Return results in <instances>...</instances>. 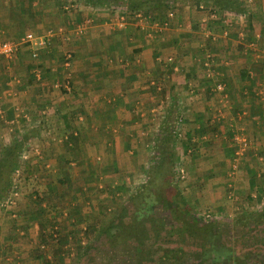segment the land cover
Segmentation results:
<instances>
[{"label":"crops","instance_id":"obj_1","mask_svg":"<svg viewBox=\"0 0 264 264\" xmlns=\"http://www.w3.org/2000/svg\"><path fill=\"white\" fill-rule=\"evenodd\" d=\"M68 1L0 0V43H21L12 59L0 58V138L30 133L43 152L59 153L44 155L35 199H50L57 188L50 175L59 166L78 165L88 175L98 165L106 183L118 179L122 190L173 123L175 147L188 157L192 150L193 174L215 191L219 206L231 198L232 185L254 205L263 201L264 0H169L171 9L160 16L140 11L148 16L142 25L137 12L129 14L128 0L101 7L79 1L67 9ZM122 10L128 11L124 27ZM87 20L92 23L80 33ZM29 34L34 43L26 41ZM41 39L46 46L36 45ZM66 78L70 90L58 88ZM238 134L250 148L232 175ZM91 179L84 181L93 188ZM56 180L62 183V176ZM26 193L7 209L22 204L15 229L0 214V264H44L30 248L50 205L25 204Z\"/></svg>","mask_w":264,"mask_h":264},{"label":"rangeland","instance_id":"obj_2","mask_svg":"<svg viewBox=\"0 0 264 264\" xmlns=\"http://www.w3.org/2000/svg\"><path fill=\"white\" fill-rule=\"evenodd\" d=\"M169 121L171 122V120ZM18 132L20 131L18 130ZM13 136V134L6 135L4 133L0 138V147L9 144L14 139ZM30 144L35 143L31 142ZM36 148L39 149L38 152L35 151L34 147L33 153L30 155L33 164L27 165V170H24L19 177H16V174L14 179L17 192L20 194L18 197L19 199L22 197L23 193L25 194L27 192L26 196L28 197L24 200L25 204L26 202H30L37 208L44 207L43 204L46 203V205L50 206L48 210L46 208L45 211H47L49 215L54 213V218L50 219L49 215L46 216V213L44 211L42 212L44 216H42V218L40 217L41 219L38 222L39 228L36 230L37 236L33 237V240L35 241L33 247L30 248L33 255H37L42 263L46 264L41 259L42 253H47V260L50 261L49 264H56L60 261H64L66 264H81L85 261L88 262L87 259L90 253L88 256H84L85 252L90 250V247L94 249L97 247L102 248L103 244L105 245L107 244L106 242H109V238H107L104 233L106 230L110 229V225L112 223L114 224L116 220L119 222L120 226H124L129 220H135L138 222L148 218L145 207H149L156 201L158 189L154 191L150 188V185H147L146 183L147 181L148 183L150 181L158 183L156 179L157 177H154V174L152 175L151 173L159 161V159H157V149L153 150V153L150 152L146 155L145 166L135 167L138 174L130 176L129 178L131 182H126L125 185L122 186V190H119L115 184L118 182V179L112 180L109 184L106 183V175L100 173L101 167L98 165H95V171L92 170V168L89 170V172L95 174L92 179L90 178L89 172L88 175H86L87 172L84 174L78 169V165L75 168L69 166L61 168L59 166L56 174H53L54 176L50 175V179H53L52 181L57 183V188L52 193L50 191L52 196L48 201H43L40 200V196L39 199H35V190L43 182L40 177V173L43 169H41L40 165L44 162L46 157L58 158L59 153L57 148H54L53 151L49 150L47 152H43V147ZM181 148L182 147H178V149L176 148L175 150L176 156L178 157L176 169H174V171L173 169L170 171L166 169L162 174L169 173L173 176V180L177 186H179L180 192L187 199L190 207L193 208L194 215L197 217L200 216V218L205 219L208 222L214 221L213 223L215 224L213 226L219 227L222 225V221L226 220V222H229V220H231L236 222L239 220L238 217H247V215L255 213L256 208L253 202L248 199L247 195H241L238 193L239 191L237 192L234 185L230 188L231 195L233 196L228 199L225 205L219 206L218 203L213 200L215 198L213 195L215 191L209 190L208 186L199 183L197 175L193 174L196 172L194 171L193 166L194 161H192V158L194 159V153H192L191 150L188 157L185 153L181 154ZM132 158L133 160L135 158L137 163L139 162L136 153L133 154ZM180 169L184 170V179L178 175ZM57 175L62 176V183L56 180L58 179ZM35 176L37 177L34 178ZM85 179H91L92 181L95 180L93 188L89 187L90 184H85V182H87L84 181ZM146 179L147 181L143 184ZM117 194L120 195L117 196ZM77 195L78 199H81L80 202H78ZM81 195L82 198L90 196V200L79 198ZM229 195L230 193L228 196ZM52 197H56V199L52 200ZM167 198L170 201L173 199L171 195L167 196ZM16 201L17 199L13 200V205L10 207H13ZM73 203L75 205H73ZM81 204L82 207L80 209L79 206ZM21 205L22 204H20V206ZM17 206L16 209L9 211H7V209L10 207L0 208V214L7 218V221H5L6 226L9 224L10 230L12 226L14 228V225L17 224L16 221L21 220V218L24 217V214H21V210H19L20 206ZM14 214L17 215L16 218H13ZM36 219L38 220V218L35 217V220ZM43 230L46 231L43 232ZM48 230L51 231L50 234ZM139 231L140 230L137 232ZM109 232H111V230ZM125 232L127 231L125 230ZM205 234L210 242L208 246L210 249L215 250L214 243L220 242L221 237L219 236L216 238L214 235L212 236V233L210 232ZM41 235L43 237H41ZM2 236L4 237V234H2ZM0 250H2V246H0ZM11 250L17 252V249L14 248ZM219 250L220 249L216 248L217 253ZM229 255L227 256L230 257ZM96 264L100 263L97 262Z\"/></svg>","mask_w":264,"mask_h":264},{"label":"trees","instance_id":"obj_3","mask_svg":"<svg viewBox=\"0 0 264 264\" xmlns=\"http://www.w3.org/2000/svg\"><path fill=\"white\" fill-rule=\"evenodd\" d=\"M79 1L91 4L94 7H101L111 3L118 4L121 0H71L73 4ZM168 1L128 0L129 14L131 13V16H133L135 12L143 10L145 13L157 17L158 14L160 16V14L162 15L171 9V3ZM15 19L13 17L12 21H15ZM15 26L16 29L20 30L23 27L22 20L18 19ZM167 129V133H163L159 137L160 143L157 145V159L159 161L151 172L154 177H157L158 183L150 180L149 183L148 181L146 183L150 185L152 190L158 189L156 201L149 207H145L148 218L138 222L133 220L128 224H124V226H120L116 220L114 224L110 225V229L104 233L109 238L110 246H102V248L97 249L90 247V250L86 251L84 255L88 256L90 253L87 259L88 262L85 261L81 264H96L97 262L100 264H185L180 262L189 257L185 250H191L195 246L204 248L205 256L214 257L215 263L213 264L221 263L224 246L220 242H216L214 243L215 250L210 249L208 246L210 242L205 234L210 232L212 236L218 238L220 232L217 231L216 227L199 228L193 208L190 207L187 199L180 192L173 176L169 173L162 174L166 169L168 171L173 169L174 171L178 164V157L175 153V142L177 139L179 140L176 133L177 129L176 126H173V123ZM33 139L32 134L26 133L13 139L9 144L0 147V202L4 201L12 192L15 185V174L20 170H23L22 172L27 170L29 159L26 162L22 160L24 154L28 151V145L31 142L33 143ZM169 195L173 198V202L168 200L167 196ZM248 199L255 201L252 196ZM257 200H261V198ZM263 209H256L255 213L251 215L256 218L261 217L260 212ZM168 212L173 215V220L169 218L171 222L173 221L171 224L166 216ZM110 230L111 232H109ZM138 230L140 231L137 232ZM216 248L220 249L218 253ZM258 258L260 260V255H258ZM41 259L46 264L50 263L47 260V253H42ZM56 264L66 263L60 261ZM186 264L190 263L187 262Z\"/></svg>","mask_w":264,"mask_h":264},{"label":"flooded vegetation","instance_id":"obj_4","mask_svg":"<svg viewBox=\"0 0 264 264\" xmlns=\"http://www.w3.org/2000/svg\"><path fill=\"white\" fill-rule=\"evenodd\" d=\"M260 213L262 214L261 217L256 218L253 215H247V217H238L239 220L236 222L231 220L226 222V220L223 219L225 221H222V225L216 227L217 231L220 232V244L224 246L222 252L223 257L220 264H264V209ZM167 214L168 220L169 218L173 220V215L170 212ZM196 221L197 226L202 229L214 227L213 225L215 224L213 223L214 221L208 222L200 218V216L196 218ZM129 222H131V220H129L127 224ZM169 223L171 224L173 221L171 222L169 220ZM193 223H195V221H193ZM106 243L107 244H103L102 246H110L109 242ZM185 252L189 257L188 259L180 261L181 263H215L214 257L212 258L210 255L205 256V249L202 247L195 246L192 247L191 250L186 249ZM258 255L261 257L260 260Z\"/></svg>","mask_w":264,"mask_h":264},{"label":"built area","instance_id":"obj_5","mask_svg":"<svg viewBox=\"0 0 264 264\" xmlns=\"http://www.w3.org/2000/svg\"><path fill=\"white\" fill-rule=\"evenodd\" d=\"M69 6L67 7V9H70L71 7H74L75 5L69 0ZM122 13L121 14H116L114 13L115 15L118 16V24L121 26V27H124L125 24H126V19H127V14H128V11L127 10H122L121 11ZM135 18L137 21H139V23L142 25L143 23L145 24V22H147V18L148 16H146L143 12H137L135 14ZM223 18V21L225 24L229 25V21H228V17L226 16H222ZM92 23L91 20H87V21H83L80 25V30L79 32L82 33L85 28L90 25ZM27 42H30V43H34L35 41V37L33 34H29L27 35V39H26ZM46 41L44 39H41L39 40L36 45H38L39 47H44L46 46ZM20 47H21V43L20 42H16V41H4V42H1L0 43V58L1 59H12L14 56L17 55V53L19 52L20 50ZM38 57V54L37 52H34L33 54V58H37ZM70 60H71V57L69 56L68 57V60L66 62V67H70L71 63H70ZM41 73L39 70H36V79L37 80H40L41 79ZM58 88H61V89H64V90H70V80L69 78H66L64 79L60 84H57ZM217 89L218 90H222L223 87L222 85H218L217 86ZM45 115V114H44ZM20 136H18L19 138ZM234 141L237 145V149H236V152H235V158H234V161H233V166H232V175H235V173L237 172L238 168H239V164L241 162V160L244 158V156L246 155L247 151L249 150V140L247 137L245 136H242L241 134H238L235 136L234 138ZM36 144H29L28 145V151L24 154L23 156V162H26L30 157L31 153H33V148L35 147V151L38 152V148H36L35 146ZM23 164V163H22ZM23 170H20L18 171L16 174L17 176L16 177H19L20 174L22 173ZM15 174V175H16ZM184 170L183 169H180L179 171V176L184 179ZM18 179V178H17ZM14 188L12 190V192L8 195V197L6 199H4V201H1L0 202V208H5V207H10L11 205H13V200H16L18 197H19V193L17 192V189H16V182H15V179H14ZM233 195H231L232 197ZM235 198V197H234ZM255 208L256 209H262L264 208V199L263 201L261 202H256L255 204Z\"/></svg>","mask_w":264,"mask_h":264}]
</instances>
